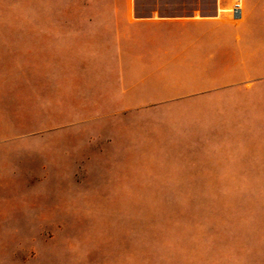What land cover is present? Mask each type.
<instances>
[{
    "label": "crops",
    "instance_id": "obj_1",
    "mask_svg": "<svg viewBox=\"0 0 264 264\" xmlns=\"http://www.w3.org/2000/svg\"><path fill=\"white\" fill-rule=\"evenodd\" d=\"M110 1L103 20L68 27L44 61L46 75L67 81L63 93L82 88L87 98L78 112H63L72 120L52 127L82 132V150L68 143L71 160L125 172L121 184L130 188L143 177L186 188L162 192L248 191L257 175L246 163L264 162V0H238L239 17L231 13L235 0ZM24 142L0 140L25 189L17 208L27 168L11 147ZM231 178L244 183L215 185Z\"/></svg>",
    "mask_w": 264,
    "mask_h": 264
},
{
    "label": "rangeland",
    "instance_id": "obj_2",
    "mask_svg": "<svg viewBox=\"0 0 264 264\" xmlns=\"http://www.w3.org/2000/svg\"><path fill=\"white\" fill-rule=\"evenodd\" d=\"M112 5L0 0V140L26 138L11 152L27 168L26 199L17 208L25 189L0 144V264H264V162L246 163L257 175L246 192H162L186 188L161 183L176 179L143 177L130 188L121 184L129 181L125 172L71 160L68 143L79 141L82 150L81 131L52 129L72 120L63 112L77 111L87 98L82 88L63 93L67 81L46 75L51 43L65 40L68 27L103 20L99 13Z\"/></svg>",
    "mask_w": 264,
    "mask_h": 264
},
{
    "label": "built area",
    "instance_id": "obj_3",
    "mask_svg": "<svg viewBox=\"0 0 264 264\" xmlns=\"http://www.w3.org/2000/svg\"><path fill=\"white\" fill-rule=\"evenodd\" d=\"M231 13L235 17H239L240 16V6H239V1L238 0H235V2L233 3V6L231 8Z\"/></svg>",
    "mask_w": 264,
    "mask_h": 264
}]
</instances>
